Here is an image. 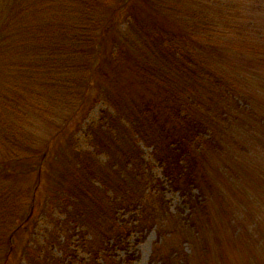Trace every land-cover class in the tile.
Here are the masks:
<instances>
[{
  "label": "trees",
  "instance_id": "obj_1",
  "mask_svg": "<svg viewBox=\"0 0 264 264\" xmlns=\"http://www.w3.org/2000/svg\"><path fill=\"white\" fill-rule=\"evenodd\" d=\"M263 1L0 0V22L21 20V12L27 21L24 31L0 30V87L5 89L0 91V149L20 150L17 137L26 106L46 115L47 102L64 103L68 121L75 119L96 74L104 84L95 101L108 104L104 123L89 126L95 140L85 135L97 150L80 151L85 121L71 130L73 161L65 157L70 168L51 198L55 206L61 201L71 209V234L63 232L62 221L42 248H34L39 252L26 244L22 254L30 258L28 264H134L142 230L154 229L160 240L150 264H198L199 255L212 253V233L220 241L218 230L234 218L209 180L205 162L214 157L215 172L236 181L230 178L240 174L234 163L248 158V141L264 136V114L242 88L249 77L244 74L253 73L245 63L253 54L264 55V32L251 15ZM118 27L104 56L102 46ZM124 63L134 75L123 71ZM15 117L18 122L12 123ZM61 135L51 136L46 151ZM46 151L40 157L3 158L0 177L34 171L41 177ZM103 152L109 161L98 158ZM169 193L182 197L176 210ZM10 195L0 182V215ZM35 216L31 210L20 218L19 228L0 234L1 264L12 256L18 230L34 225ZM235 233L239 236H224L230 248L237 240H245L252 254L259 248L258 235L250 239L245 231ZM58 250L61 258L54 254Z\"/></svg>",
  "mask_w": 264,
  "mask_h": 264
},
{
  "label": "rangeland",
  "instance_id": "obj_2",
  "mask_svg": "<svg viewBox=\"0 0 264 264\" xmlns=\"http://www.w3.org/2000/svg\"><path fill=\"white\" fill-rule=\"evenodd\" d=\"M138 3H140V1ZM250 4L254 5L256 3L253 1L250 2ZM263 4L264 1L261 5L262 7H259L257 11H254L251 8L252 11H254L251 15L256 19L257 23L263 27L261 28L257 26V28L264 32ZM5 13L4 10L3 16L9 17ZM29 16H27V18H29ZM22 17H25V14L21 12V20L16 19L10 22H0V30L5 29L7 32H9V30L17 32L24 31L27 21H22ZM119 29L120 28L118 27V29L111 30L110 35L106 38L107 44L102 46V51L105 53L104 56H107L109 48L115 43L116 40H114V36H118L117 31ZM14 43L15 42L12 44ZM262 48L264 52V44L262 45ZM254 55L255 54L251 55V60L248 63H245L249 65V67H252L253 73L244 74V76H249L246 81V85L248 84V86L243 84L242 88L246 91L249 90L250 95L256 100L254 101L256 109L264 114V102H262L264 95V55H260L257 58H255ZM128 65L129 63L122 64L123 71L134 75L128 68ZM112 67L114 68V65H112ZM113 68L109 67L112 75L116 76L118 73L117 67L114 68L115 70ZM96 75L97 77L91 82L92 87L87 96V102L84 109L75 119L68 121L70 109L64 103H59L60 106L58 105L57 107L56 104H52V101L48 100L50 102H47L48 114L46 115H41L33 110L30 112V106H26V112L28 115H20V136L18 135L17 137L18 140L20 139V143H17L20 145V150L18 146L11 145L8 146L10 147V150L6 151V148L0 149V161L6 157H16L20 155V157L27 156L29 158L32 156L40 157L47 150V143L51 136L56 132L62 133L61 137L51 144L52 149L50 150L49 148L48 151H46V155L42 161V167L45 170V173L41 175V177L37 171L28 175H21L17 178L3 179V177H0V182L3 183L4 187L6 189H11L8 204L2 211L3 214L0 215V218L3 217V220H0V225L7 227L4 230H0V234L3 233L9 235L13 229L20 227L21 217L29 214L31 210L36 213L33 220L35 222L34 225H27V228L22 229L21 232L18 230V234L15 236V248L11 258L6 261V264H28L30 258H27L22 254L25 249H28L26 244L31 242V248H33V250H35L34 248H42L43 240L46 237L47 239L50 238L53 232L56 233L58 230L56 225L62 221L63 232L67 231L69 235L71 234V231L67 229L69 227V224L67 223V213L70 212L71 209H67L66 205L61 201L58 202V206H55L57 201L51 200V198H54V191L60 188L59 184L62 181V175H64L65 172H68V168H70L66 166L65 157H68L70 161H73L72 154H74L75 149L71 143V138L74 134H71L70 132L78 127L76 125L77 122L85 121V126H81V133L78 135V141L80 143L79 147L82 148L80 151H86L87 149H90L91 151L97 150L95 145L94 147L91 146V138L85 136L89 133V126L104 123L103 111L108 109V104L106 105L104 102L95 101L100 94L101 85L104 84V79H102L101 75ZM123 83L128 85L127 81H123ZM7 90L11 89L7 88ZM0 91L5 92V89L0 87ZM50 107L52 110L49 112ZM13 119L12 123L18 122L16 117ZM89 136L93 138V141L95 140L94 136L90 133ZM248 143L250 145L248 144V151L245 155L248 158L243 159V157H240L234 163V165L237 164L238 168L241 170L237 169L240 174L238 176L230 175L232 180H239L238 182L231 180L229 182L223 175H220L219 172H215L216 167L218 166L216 162L218 161L215 162L216 159L214 160V157L210 161L205 162L209 180L218 187V190L221 193L220 198L225 206H230L232 211L231 217L234 219L229 220V226L225 225V228H220L222 230H218L217 234L221 238L220 241L216 242L215 235L212 233L213 237L210 239L212 253L207 256L199 255L198 260L196 258V263L198 264H208L207 260L209 258V264H264V136L261 139L256 138V141L251 139ZM144 149L145 158H148L149 151H145ZM92 153L96 154V152ZM104 154L105 152L100 153L98 158L104 162L109 161L108 157ZM254 156H257V159L252 158ZM149 161L151 162V159ZM154 166L155 163L153 161L152 167ZM242 179L243 181L240 182ZM232 184H235L233 189L230 188ZM14 194H16V198L13 199ZM60 196L63 197L62 194ZM167 198L169 199L172 210H176L182 203V197L180 194L169 193ZM62 199L65 200L64 197ZM32 204L34 205L33 208ZM142 231L141 243L133 248L136 257L134 264H150L155 247L160 240L156 229L151 232H147L146 230ZM235 231H239L240 234L245 231L247 234L246 237H249L250 239L258 235L261 240L259 248L252 254V252L245 247V240L243 242L241 240L235 241L230 248L229 241H227L224 236L227 234L231 235L232 232L234 237L239 236ZM65 234L66 233H64V237ZM178 238H180V236H178ZM250 239H247L246 245ZM59 241H62V238L59 239ZM173 241H175V239H173ZM219 243H222V245ZM72 244L70 248L71 250L74 249ZM74 244L77 245L76 242H74ZM220 248H223V251H221ZM39 251L40 249L36 252ZM118 253L121 257L125 256V253L122 251ZM54 254L59 258L62 256L60 250L54 251ZM250 254L252 255L250 256Z\"/></svg>",
  "mask_w": 264,
  "mask_h": 264
}]
</instances>
